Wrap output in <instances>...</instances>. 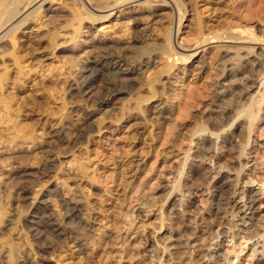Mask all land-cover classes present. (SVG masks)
Instances as JSON below:
<instances>
[{
	"label": "rangeland",
	"instance_id": "1",
	"mask_svg": "<svg viewBox=\"0 0 264 264\" xmlns=\"http://www.w3.org/2000/svg\"><path fill=\"white\" fill-rule=\"evenodd\" d=\"M65 1H68L67 5H69L70 8L64 9L61 3L62 0H48L44 5V9H49V11L61 13L63 15L69 14L74 6L73 4H69V2L72 3V0ZM84 1L95 14L99 13L100 15L107 12V10L97 11V9H95L97 0ZM134 1L132 8L129 9L125 7L121 9L123 11L122 15L125 16L121 19L119 18L121 16L120 13L115 11L109 21L104 19L92 22L89 18L85 20L81 34L76 39V43L81 44L78 48L79 51L89 47L91 42L95 41V38L96 40L99 38L101 41H113L119 42L123 46H131L133 40L130 34L132 32L131 27H133L134 23L132 22V18L128 17H137L139 30L142 34V37L140 36L141 42L138 44V51L141 53L137 51L135 54V52L132 53L125 50L124 56L126 62H121V56L123 55L118 52L117 55L120 56L116 61L125 68L137 72L144 83H146L151 76L158 78V74L155 73V71H158L157 69L160 67L162 68L164 64L168 65L171 63L166 62L167 56L160 54L158 48L153 51L152 49L154 45H159L157 42H162L164 40L163 37L157 35V32H160V29L165 25L164 28H168V23H165V25L163 24V26H161L160 23L161 21L163 22V18L167 20L170 13L173 12V4L170 3L166 5L164 3L165 0ZM167 1L171 2V0ZM183 1L187 4V14L183 20L180 33L176 36L175 43H177L179 38L181 41L184 39L191 40L193 38L191 30L192 22L195 17L194 0ZM208 2L209 1L204 3L203 0H198V3H200L198 5L200 10L203 11L210 8L213 9L204 15L206 25L211 27L223 21L227 24L226 21H230V18H227L229 12L233 9L238 10L242 0H213L214 5L207 4ZM218 4H220V6ZM79 8L81 9L83 6L80 4ZM218 8L222 10L217 11L216 9ZM223 8L224 12H222ZM153 10H158V15L160 16L152 21V19L148 17V12ZM209 14L212 16V21L208 18ZM85 17H87V15H85ZM46 19L47 18H44L43 22H45ZM57 24H60L59 31L61 26L65 25L62 20ZM251 25L258 29L264 26V23L256 19ZM50 28L51 26L41 27L40 20L39 23L31 21L29 26L24 28V34L41 35ZM60 33V37L57 41L59 46L53 52L51 50L46 51L45 49H41L34 54L35 57H39L44 61L50 60L49 63L56 68L65 61L63 58V60H60L61 56H59V52L61 50H70L75 46L70 42L73 29L68 31L61 30ZM6 40L7 39L3 40L0 46L4 45ZM190 44L192 45L194 42H189V45ZM239 44L240 43L225 44L216 42L202 48L200 50V56H196L193 59V63H196L195 66L191 68L187 76L181 74L182 78L176 77L171 73H164L160 79L161 83L155 84L158 90L156 97L140 104L142 111L134 109L126 111L124 117L119 115V113L122 112L121 109L124 103L131 101V104L135 106L136 101L133 100L132 97L141 90L142 93H145L146 87L142 89L141 85H135L129 92L124 90L126 97L123 101L119 99L112 100V98H110V101L108 100L107 103L108 106L106 104L99 105L98 101H92L89 90H85L86 92L84 91V95L82 96L74 95L72 98L70 96L71 91L69 90L63 96L68 103L67 111H65L68 118L64 121V116L62 118L57 116L47 120L45 116H39L40 128L36 132V142L31 139L30 135H24L22 137L20 136L21 139L16 142L18 146H15V143L10 144V138L17 135L12 130V126H10L6 131L8 139H6L5 136L7 142L3 144L0 143V264H105L110 254L115 255L116 250L122 246L125 233L127 229H129H122L123 223L121 222L125 219L123 214L125 206L127 205L129 208L131 206H136L137 204L134 200L139 197L141 192L150 190L152 185L158 187V184L161 183L165 186L166 182H171L173 173L177 171L180 160L190 153L192 158V155L196 152L195 144L192 147L193 149L189 151L190 147L188 141L179 139L176 142V148L172 153L173 155L167 153V132L170 122L156 118H158L162 112L170 111L174 112V119L177 118L179 107L183 102V97L187 95L191 89L196 90L200 87H205L207 84L208 87L206 86L205 90L203 89L205 93H203L200 98H197L195 108L193 109L194 113L202 114L206 112L211 106L212 87L216 83V81L210 79L213 74L210 61L219 50L218 46L236 47L234 49L230 48L234 51L239 47H243V45ZM262 48H264V46ZM0 55L1 74L3 71L2 67L5 65L2 63L1 57L4 58L5 63L8 65H12V62L9 61L7 55ZM79 60H81L79 66L74 68L73 76L68 80L67 84H62L63 88L69 85L75 88L80 87V83L83 81L82 67L90 64L92 59H88L84 52L81 51ZM38 65L39 62H34V69L38 68ZM185 65V62H178L172 71L175 72V74L179 71L183 73L186 67ZM204 65L208 66L206 70L200 68ZM11 68L10 66V69ZM62 70L63 69H59L60 72H57L55 75L63 74L64 71ZM66 76L68 77L69 75L67 74ZM36 78L38 81L44 79L45 82H53L55 80V76L52 77V75H49L48 71H41L40 74L36 75ZM34 80L35 75L27 77V83L23 88V91H27V94L33 89ZM163 86L169 91V93L166 95L164 94V96L162 93ZM95 91L97 92L96 94H98L97 97L105 96L106 99L107 91L104 90L101 85L97 86ZM8 93H11V97L14 96V90H8L6 95H8ZM100 94H102V96ZM60 103L61 102H58L57 105ZM106 117L108 119H106ZM85 118L86 120H92L95 127L94 132L84 137V140L76 146H71V143L75 139L74 136H76V127L84 123ZM116 118H118L119 121ZM135 119L138 120V126L133 124L135 123ZM175 121L176 120H174V122ZM263 123L264 120L255 128V131L251 135V145L250 147L246 146V148L249 147L251 150L247 151V155L242 158V163L246 165L243 172L240 173V186L242 187H246V182H248L249 185L251 184V187H258V183L261 182L264 177ZM6 125L0 126V131L5 130ZM63 125L67 128L63 135L56 133L57 135L51 137L50 133H47V128H50V131L54 130L57 132L58 128ZM98 128L101 130L99 131ZM60 136L64 139L63 142L58 141ZM238 140H240L241 146L246 144L244 137ZM49 141L52 147L46 152L41 151L39 149V144ZM219 143L221 147H219V151L214 150V153H219V158H217L216 161H219L218 165H222L224 162L223 165L227 164L225 166H228L222 169L223 171L221 170L220 176L209 181L210 183H206L207 185L204 184V170L210 168L209 166L215 168L216 166L214 165L216 161L212 163L206 160L201 165L196 162L194 164L197 167L188 175L187 170L189 164L191 165V160H193L189 159L190 161L186 168V177L182 179L184 183L182 181L180 182V185L183 183L181 186L184 185L185 188L187 186L186 190H190H188V192L192 191L191 193L195 205L192 210L196 212L200 211L201 219L206 216L207 220L204 221H207V225H210L212 231L215 233L230 228L231 224L219 217L217 218L208 211L209 205L207 201L210 195L207 188H209L210 193H212L217 180L220 181L230 177L231 180L235 181V176L238 174L236 171V169H238V163L236 164L235 162H239L238 159L241 154V148L235 151L229 141H219ZM13 154L28 155V157L30 155V158L25 157L26 159H20L12 164L9 162L1 163L4 158L10 157ZM175 154L177 155L175 156ZM231 157L233 159L232 162H230L231 160L229 159ZM233 161L234 165H232ZM51 164H54V166ZM229 166H236L235 171L231 168L228 169ZM81 167L84 169L82 170ZM44 168H50L52 170L45 174H35L36 171L45 170ZM21 169H29L31 172H34V174L29 178H21L19 176L16 178L13 177V175L18 172V170L21 171ZM227 171L231 172L230 175ZM168 177L169 180H167ZM172 186L173 184L171 183L167 191H170V187ZM22 188L24 190H22ZM138 190L141 191L138 192ZM176 194L177 193L173 194L170 198L167 197L169 200L166 202H160L156 206L149 208L150 211L143 207L146 213L144 215L147 217H144V219L143 217L137 219L134 223H128L131 230L135 229L133 232H138L143 235V237L152 236V234H154L153 227L159 224L160 218L162 217L160 211L164 203L166 207L164 212L170 211L172 214L174 213L172 218H175V213L177 214L181 210L179 197H176ZM40 201L43 203L42 205H40ZM37 208H39V210H37ZM72 208L77 210L75 216L71 215ZM48 218H51L53 222L56 223V226H58L57 228L64 231L63 233L65 236H59L56 232L46 233L43 230L44 223ZM258 219L261 224L264 223V212L258 215ZM34 222L38 223V225L34 224ZM82 226L85 230L77 237L73 231H75V228ZM166 226L169 228L168 223ZM40 230L42 233L39 232ZM164 232L165 229L156 231L158 236L161 237L165 235ZM236 234H239V236L235 240L232 238L224 239V241H226L225 251L228 249L239 251L240 248H243L244 252L240 254V259H237V261L241 260V258L248 259L251 255L253 256L254 254L250 251V247L254 246V240L248 242L244 239L246 237L244 233L236 232ZM202 242L201 240L198 244H202ZM221 243L222 238L219 237L216 239L213 246H207L206 248L209 247L211 251L216 252L218 249L216 245ZM58 246L61 247L58 248ZM238 251L236 252L238 253ZM13 252L15 254H13ZM231 258V260L236 261L233 257ZM207 260L206 264H213V260ZM119 264H125V261L121 260Z\"/></svg>",
	"mask_w": 264,
	"mask_h": 264
},
{
	"label": "bare ground",
	"instance_id": "2",
	"mask_svg": "<svg viewBox=\"0 0 264 264\" xmlns=\"http://www.w3.org/2000/svg\"><path fill=\"white\" fill-rule=\"evenodd\" d=\"M47 1L48 0H0V43L7 39L4 45L0 46V54H3L2 56L7 55L9 61L12 62V65H8L5 63L4 58L1 57V61L5 65H3V71L0 74V126L7 125L5 130L0 131V143L3 144L7 142L6 139H8V136L6 135L8 134L6 131L10 126H12L14 133L17 134L15 137L10 138V144L15 143V146H18L16 142L24 135H30L31 139L36 142V132L40 128L39 116H45L47 120L51 117L60 116V118H62L64 116L63 120L65 121V119L68 118V115L65 114L68 103L63 96L69 90L71 91V98L74 95L82 96L85 90H89L92 101H98L99 105H107L110 98H112V100H125L126 93L124 90L129 92L135 85H141L142 89L146 87L145 93H142V90L137 92V94L132 97L133 100L136 101L135 106L131 104V101L124 103L121 109L122 112H120L121 114L119 113V115L124 117L126 111L134 109L142 111L140 104L156 97L158 90L155 84L161 83L160 79L164 73H171L176 77L182 78L181 74L187 76L191 68L195 66L196 63H193V59L196 56H200V50L202 48L216 42L225 44L240 43L239 45H243V47H239L234 51L230 48L234 49L236 47L218 46L219 50L210 61L213 71L210 79L216 81V83L212 87L211 106L206 112L202 114L194 113L193 109L195 108L197 98H200L201 95L205 93L204 90L207 84L205 87H200L196 90L191 89L187 95L183 97V102L179 107L177 118L174 119V112L172 111L162 112L159 117L156 118L170 122L167 132V153L170 155L173 153V150L176 148V142L179 139L188 141L190 147L189 151L193 149L192 147L195 144L196 152L192 155V158L190 153L188 156L186 155L184 157L185 159L182 158L180 160L177 171L173 173V176L171 175V182H166L165 186L161 183L158 184V187L152 185L150 190L145 189L146 192H141L139 197L134 200L137 204L136 206H131L130 208L127 207V205L125 206L123 209L125 219L121 222L123 223L122 229H129H127L125 233L122 246L116 250L115 255L110 254L108 256V261L106 263L119 264L121 260H124L125 264H206V261H208L207 259H209L210 261L213 260V264H264V223L261 224L258 219V215L264 212V177L262 181L258 183V187H251V184L249 185L248 182H246V187L240 186V173L243 172L246 166L245 163H242V158L247 155V151L251 150L249 147L251 145L252 133L255 131L257 125L264 120V48H262L264 46V26L257 29L251 25L256 19L264 23V0H242L238 10L233 9L229 12L227 18H230V21L225 20L227 24L223 21L211 27L206 25L204 15L213 9L210 8L205 11L200 10L198 5L200 3H198V0H194L195 17L192 22L191 30L193 38L191 40L184 39L182 41L179 38L177 43H175L176 36L180 33L183 20L187 14V4L183 0H171V2L165 0L164 3L166 5L170 3L173 4V12L170 13V15L166 13L169 17H167V20L165 19L166 21L163 18V22L161 21L160 23L161 26L168 23V28H164L165 25L163 28H159L161 31L157 32L158 34L156 33L158 36L163 37L164 40L162 42H157L159 43V47L154 45L153 49H151L153 51L158 48L160 54L167 56L166 62L171 63L168 65L164 64L162 68L160 67L161 69H157L158 71H155V73L158 74V78L151 76L146 83H144L137 72L125 68L116 61L120 56L117 54L120 52V54L122 53L123 55L121 56V62H126L124 51L128 50V52H135L136 54L139 49L138 44L141 42L140 39L142 34L139 30L137 17H128L132 18V22L134 23L133 27H131L132 32L130 34L133 40L131 46H123L119 42H105L103 40L101 41L99 38L97 40L95 38V41H92L89 47L81 50L88 59H92V62L82 67L83 81L80 83V87L78 86L79 88L72 87L71 85L63 88L62 84H67L68 80L73 76L74 68L79 66L81 62V60H79L81 51L78 50L81 44L76 43V39L81 34L84 21L88 18L91 19L92 22L104 19L109 21L115 11L120 13L121 16L119 18L121 19L125 17L122 15L123 11L121 9L125 7L129 9L132 8L135 1L97 0L95 9H97V11L107 10V12L100 15L96 13V15L94 11L89 9V6L84 0H72V3L69 2V4H73L74 8L69 14H66L68 16L49 11V9H44V5ZM207 1H209L207 4L214 5L213 0H203L204 3ZM67 2L65 0L61 2L64 9L70 8ZM80 4L83 6L81 9L79 8ZM218 5L220 6V4ZM216 10L222 9L218 8ZM222 12H224V8ZM85 15H87V17H85ZM159 16L158 10L148 12V17H150L149 19H152V21ZM211 17L212 16L209 14L208 18H210V20ZM44 18H47L45 22H43ZM39 20L41 27L51 26L52 29L50 28L41 35H25L24 28L29 26L31 21L39 23ZM61 20L65 25L61 26L60 31L73 29L70 42L75 46L70 50H61L59 52V56H61L60 60L64 59L65 61L56 68L49 63L50 60L44 61L39 57H35L34 54L41 49H45L46 51L51 50L53 52L59 46L57 41L61 33L59 31L60 24L58 25L57 23ZM189 42H194V44L189 45ZM34 62H39L38 68L34 69ZM178 62H185L186 67L183 73L179 71L175 74L172 70ZM10 66L12 67L11 69ZM200 68L206 70L208 66L204 65ZM59 69H63L62 71H64V73L56 76L55 74L60 72ZM41 71H48L49 75H52V77L55 76V80L53 82H45L42 78L43 80L38 81L36 75L40 74ZM66 72L69 75L68 77L66 76ZM30 75H35V83L33 84L34 86L31 92L27 94V91H23V88L27 83V77H30ZM99 85L107 91L106 99L104 95V97H97L98 94H96L97 92L95 90ZM10 89L14 90V96L12 97L10 96L11 93L6 95V92ZM162 90L163 96L169 93L168 89L164 86ZM100 95L102 96V94ZM58 102L61 103L57 105ZM106 119L108 118L106 117ZM116 119L119 121L118 118ZM174 120L176 121L174 122ZM134 121L135 123L133 124L138 126V120L135 119ZM64 125L58 128L57 132L54 130L50 131V128H47V133H50L51 137L57 135L56 133L63 135L67 129ZM94 128L92 120H86L85 118V122L76 127V136H74L75 139L71 143V146H76L82 142L84 137L94 132ZM98 129L99 131L101 130L100 128ZM243 137L246 141L244 145L245 148L243 145L241 146L240 140H238ZM63 140L64 139L60 136L58 141L63 142ZM225 140L231 143L235 151L241 148V154L238 159L239 162H235L236 164L238 163V169H236V166H229L228 168L234 171L236 169L238 173L236 176L234 175L236 180L233 181L230 177L222 180H220V178V181L217 180L216 186L213 187L214 190H212V193H210V189L207 188L210 195L207 201L209 205L208 211L217 218L219 217L231 224L230 228L215 233L212 231L210 225H207V221H204L207 220L206 216L202 218V221L200 218V211L196 212L192 210L195 207L192 191L188 192L189 189L186 190L187 186L185 188L184 185H181L184 183L182 181L183 177H186V168L188 167L189 159L193 160H191V165L189 164L187 170L188 175L197 167L194 164L196 162L200 165L206 160L215 163L216 159L219 158V153H214V150L219 151V141L224 142ZM39 145V149L43 152H46L52 147L50 141L42 144L40 143ZM246 146L249 147L246 148ZM176 155L177 154H175V156ZM25 157H28V155L13 154L10 157L4 158L1 163L9 162L12 164L20 159H26ZM232 157L229 158L231 160H229L230 162L234 159V157L233 159ZM28 158H30V155ZM218 162L216 161L214 165L216 166L215 168L209 166L210 168L204 170V184L210 183L209 181L220 176L221 170L228 167L225 166L227 164L223 165L224 162L223 164L221 163L222 165H218ZM51 165L54 166V164ZM232 165H234V161ZM81 169L83 170L84 168L81 167ZM50 170L52 169H42L36 171L35 174H45ZM228 171L227 173L230 175L231 172ZM33 174L34 172H31L29 169H21V171L18 170L13 177L16 178L19 176L21 178H29L32 177ZM167 180H169V177ZM181 181L183 183L180 185ZM171 183L173 186L170 187V191H167ZM22 190L24 189L22 188ZM140 191L141 190H138V192ZM175 193H177L176 197H179L181 207V210L177 214L175 213V218H172L174 213L172 214V212L168 210V212H164L166 208L164 203L160 211L162 217L160 218L159 224L153 227L154 234H152V236L143 237V235L138 232L134 233L133 230L135 229L131 230L129 225L131 222L134 223L137 219L142 217L144 219V217H147L144 215L146 213L143 207L148 210L160 202H166L169 200L167 197L170 198ZM42 204L41 202L40 205ZM39 208H37V210H39ZM71 213L72 216H75L77 210L72 208ZM35 222L34 224L38 225V223ZM167 223L169 228L166 226ZM57 227L56 223H54L51 218H48L44 223L43 230L46 233L56 232L59 236H63L64 231ZM164 229L165 235L162 237L158 236L156 231H162ZM74 230L73 232L78 237L85 229L82 226ZM39 232L42 233L41 230ZM236 232L244 233L246 235L244 239L248 242L253 240L255 242L254 246L250 247V251H252L254 255H251L248 259L241 258V260L237 261V259H240V254L244 252L243 248H240L241 250L239 249V251L236 250L238 253L235 249L233 251L229 249L225 251L226 241H224V239H237L239 234H236ZM219 237L222 238V243L216 245L218 246L216 252L211 251L209 247L206 248L207 246H213L216 239ZM201 240L203 241L202 244H198ZM60 247L61 246H58V248ZM13 254L15 253L13 252ZM231 257L236 259L237 262L231 260Z\"/></svg>",
	"mask_w": 264,
	"mask_h": 264
}]
</instances>
